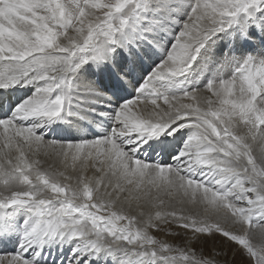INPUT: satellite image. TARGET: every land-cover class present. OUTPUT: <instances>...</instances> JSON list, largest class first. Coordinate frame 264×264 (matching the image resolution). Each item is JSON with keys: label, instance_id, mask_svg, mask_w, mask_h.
<instances>
[{"label": "snow or ice", "instance_id": "1", "mask_svg": "<svg viewBox=\"0 0 264 264\" xmlns=\"http://www.w3.org/2000/svg\"><path fill=\"white\" fill-rule=\"evenodd\" d=\"M144 63L128 97L88 77ZM215 237L264 264V0H0V264H221Z\"/></svg>", "mask_w": 264, "mask_h": 264}, {"label": "bare ground", "instance_id": "2", "mask_svg": "<svg viewBox=\"0 0 264 264\" xmlns=\"http://www.w3.org/2000/svg\"><path fill=\"white\" fill-rule=\"evenodd\" d=\"M148 70H150V69L148 68L147 63H144L142 65H138L137 68L130 74V80L127 83L120 82L115 77L110 79L107 74L101 75L98 72V70H96V69H93L92 72L88 74V77H89L90 81L92 83H94V85L96 87H98L101 91L106 92V94L109 97H111L112 99H115L117 95L120 97H128V96L132 95L133 94L132 85L135 84L136 81L139 80L141 74H146V72ZM161 103H162V101H161ZM53 127H55V126H53ZM62 127L66 128L67 126H62ZM86 131H87V129L83 130L80 133V135H84ZM49 135L52 138L71 139V138L75 137L76 133H75V130H64V131L56 130V131H50ZM253 149L258 154L259 146L253 145ZM164 158L165 157H161V159H164ZM41 159L44 161V163L41 165L42 169H44L46 171H55L56 170L55 166L52 168L49 167V165L52 163L51 160H48L44 157H41ZM59 179L61 180V182H66V181H63L62 177H60ZM157 234L160 235V233H157ZM162 235L165 236L163 233H162ZM210 240H211L210 242L214 243L213 248H216V249H219V248L217 247V245L215 243L218 244L221 242L222 243L225 242L223 240V238H220V237L211 238ZM199 246H202V245H199ZM196 247H198V245ZM13 250H14V245L12 243H10L8 241L0 242V253L11 252ZM66 255H67L66 250H61V249H57V248H49L47 250V256H48L47 262H48V264H56L57 260H60L62 257H65ZM223 257H224V255L221 254L218 257V259L220 261H223ZM236 257H240V256L236 255ZM234 260H236L235 257H233L232 262Z\"/></svg>", "mask_w": 264, "mask_h": 264}, {"label": "rangeland", "instance_id": "3", "mask_svg": "<svg viewBox=\"0 0 264 264\" xmlns=\"http://www.w3.org/2000/svg\"><path fill=\"white\" fill-rule=\"evenodd\" d=\"M157 236L160 238V239H167L166 238V236H163L162 235V233H160V235L159 234H157ZM211 240L210 239H208L207 241H205V242H203L202 243V246H203V248H204V251H205V254H208L212 249H213V247H214V243H212V242H210ZM226 242H224V243H215L216 245H217V247L219 248L218 250L222 253V255H223V253L225 252V251H227V256H225L224 255V257H223V261H221V263L222 264H241V257H236V256H233V252H232V249L227 245V244H225ZM199 247H201V246H199L198 245V247L197 248H199ZM222 248V249H221ZM233 257H235L236 258V260H234L233 262H232V259H233ZM225 258V259H224Z\"/></svg>", "mask_w": 264, "mask_h": 264}]
</instances>
